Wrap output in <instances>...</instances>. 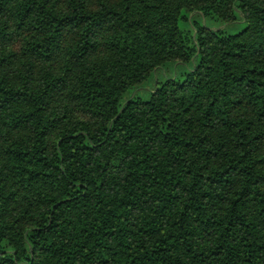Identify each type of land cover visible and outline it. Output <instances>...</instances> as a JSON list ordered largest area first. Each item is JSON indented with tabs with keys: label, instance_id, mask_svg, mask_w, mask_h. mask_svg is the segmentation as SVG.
Here are the masks:
<instances>
[{
	"label": "trees",
	"instance_id": "16d2710c",
	"mask_svg": "<svg viewBox=\"0 0 264 264\" xmlns=\"http://www.w3.org/2000/svg\"><path fill=\"white\" fill-rule=\"evenodd\" d=\"M0 264H264V0H0Z\"/></svg>",
	"mask_w": 264,
	"mask_h": 264
}]
</instances>
